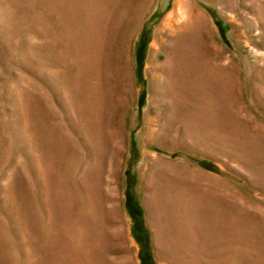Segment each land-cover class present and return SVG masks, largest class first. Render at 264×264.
<instances>
[{"label": "rangeland", "instance_id": "374dc122", "mask_svg": "<svg viewBox=\"0 0 264 264\" xmlns=\"http://www.w3.org/2000/svg\"><path fill=\"white\" fill-rule=\"evenodd\" d=\"M0 264H264V0H0Z\"/></svg>", "mask_w": 264, "mask_h": 264}, {"label": "bare ground", "instance_id": "6f19581e", "mask_svg": "<svg viewBox=\"0 0 264 264\" xmlns=\"http://www.w3.org/2000/svg\"><path fill=\"white\" fill-rule=\"evenodd\" d=\"M190 8L191 7L189 5L183 2L181 4V7H179L178 10L176 11L175 16L171 18L170 20L166 21L162 27L166 28V27L171 26V29H174L175 31L177 30L180 31V29H183V30L187 29L189 30L190 33H199V31L203 29L201 16H199L197 13L192 11V9ZM177 17H181L183 19L182 22L184 24L177 22ZM149 131H150L149 133H151V130Z\"/></svg>", "mask_w": 264, "mask_h": 264}]
</instances>
